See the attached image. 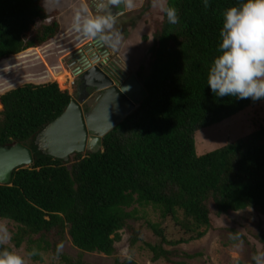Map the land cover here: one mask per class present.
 <instances>
[{
  "label": "trees",
  "instance_id": "obj_1",
  "mask_svg": "<svg viewBox=\"0 0 264 264\" xmlns=\"http://www.w3.org/2000/svg\"><path fill=\"white\" fill-rule=\"evenodd\" d=\"M243 2L208 0L205 9L204 0H167L179 23L170 25L162 13L151 34L147 61L134 73L146 96L102 136L94 153H73L64 161L43 154L34 143L73 97L60 84L63 75L0 93V146L19 142L33 154L31 165L13 169L10 182L0 184V218L17 224L10 241L15 248L28 244L34 260L47 250L56 257V245L68 235L80 253L62 252L60 264H91L82 252L112 255L120 230L136 218L129 208L152 204L184 233L172 239L161 223L147 221L156 236L146 244L151 260L188 264L172 258L195 254L175 246L202 238L213 227L212 215L228 217L245 209L264 215V125L202 154L194 145L197 130L264 100L219 97L207 85L209 68L220 55L222 13ZM50 17L42 0H0V61L43 47L60 28ZM84 94V87H77L75 98ZM259 238L264 243V233ZM137 239L132 234L130 243ZM113 264L139 263L115 258Z\"/></svg>",
  "mask_w": 264,
  "mask_h": 264
},
{
  "label": "rangeland",
  "instance_id": "obj_2",
  "mask_svg": "<svg viewBox=\"0 0 264 264\" xmlns=\"http://www.w3.org/2000/svg\"><path fill=\"white\" fill-rule=\"evenodd\" d=\"M89 1L86 0L88 5ZM80 3L81 0H59V3H56L55 0H47V2L42 0L43 7L51 15L48 20L55 18L60 27L63 26L72 11ZM136 4V9L129 14L117 16L116 25L122 34V43L116 52L132 66V72L130 73L133 74L140 65L146 63L147 50L152 43L151 34L154 28L160 25L163 16L158 9L151 7V0H136ZM146 4L149 5L147 8L145 7ZM143 36H146L147 39L143 40ZM43 48L44 46L36 48L41 57ZM74 50L72 49V51L67 52L63 56L64 60H59L60 65L57 66L56 70L53 71L49 67L52 73V80H57V77L60 75L65 77V80L60 82V84L66 87L73 97L76 95L78 82L73 74L76 64L69 59L73 55ZM8 59L1 62L5 64L8 62ZM10 79L11 76L3 73V71L0 72V84L2 86L9 83ZM3 90L0 89V93L4 92ZM86 90L89 98L83 103L84 109L90 107V105L92 106L96 102L98 95V92L92 93L90 88H86ZM261 125H264V100L245 108L243 111L221 122L197 130L194 134L195 151L197 154L205 153L245 135ZM71 157L72 154L69 159ZM129 209L135 211L136 218L128 220V226L130 227L120 230V239L115 242V252L112 255H105L99 252H82V259L91 264H113L115 258H124L120 254L121 250L128 248L133 260L139 264H165L163 258L154 262L151 260L152 252L146 244L154 243L156 236L147 227L146 222L161 223L166 235L172 239L182 237L184 230L176 225L171 217L162 218L160 209L152 204H136ZM214 213V209H211V214ZM177 217L179 220H183L181 211H178ZM212 221L213 227L202 238L175 246L180 251L195 254V257L184 258L177 256L172 259L186 260L188 264H255L252 256L256 253L264 252V243H261L259 238L264 233V215L258 214L251 209H245L230 212L228 217L212 215ZM0 223L7 225L11 233H13L17 226L13 221L4 218H0ZM236 233L239 234V240L231 238ZM132 234L138 236L134 244L130 243ZM241 241L243 242L242 246H240ZM63 243V252L73 257L79 255V250L72 245L68 235L65 236ZM8 245L14 251H18L24 256L27 264H60L51 250L41 251V259L34 260L27 250L28 244L23 243L19 248H15L11 242ZM164 247L168 249L173 248L170 245H164Z\"/></svg>",
  "mask_w": 264,
  "mask_h": 264
},
{
  "label": "water",
  "instance_id": "obj_3",
  "mask_svg": "<svg viewBox=\"0 0 264 264\" xmlns=\"http://www.w3.org/2000/svg\"><path fill=\"white\" fill-rule=\"evenodd\" d=\"M113 8L109 6L99 14L111 12L118 16L124 11L122 5ZM75 9L44 45L42 57L36 48H29L13 55L5 64L0 61V72L11 76L9 83L0 84V89L5 92L25 83L39 85L52 81L49 67L56 70L60 65L59 60H64L63 56L67 52L75 49L73 53L77 54L84 48L85 55L79 57L80 62L75 61L79 65L73 69V74L78 88L81 85L85 89L90 88L92 93L98 92L96 102L84 109L83 103L89 98L87 90L82 98L72 97L65 110L39 131L34 140L40 152L64 161L73 153L98 151L102 136L146 96L135 74L127 73V69L114 61L107 63L105 50L99 55L93 47L100 45L78 36L72 30ZM32 162L33 154L29 147L19 142L9 147L0 146V184L10 182L13 169L29 166Z\"/></svg>",
  "mask_w": 264,
  "mask_h": 264
},
{
  "label": "clouds",
  "instance_id": "obj_4",
  "mask_svg": "<svg viewBox=\"0 0 264 264\" xmlns=\"http://www.w3.org/2000/svg\"><path fill=\"white\" fill-rule=\"evenodd\" d=\"M47 2V0H45ZM59 3V0H55ZM123 6L125 11L136 9V0H106L95 5V13L86 0L76 7L72 30L88 41L118 50L122 34L117 29V16L111 12L101 13L109 6ZM151 7L163 13L170 25L179 23L178 11L169 6L167 0H151ZM204 7H209L204 0ZM223 26L219 32L220 55L214 58L208 72L207 85L219 97L235 96L239 99H264V0H244L238 6H231L223 13ZM239 240V234L231 236ZM12 233L7 225L0 223V264H27L24 256L6 245L12 241ZM242 241L240 246H242ZM64 243L56 245V259H59ZM128 248L121 250V256L131 261ZM35 251L29 255H35ZM255 264H264V252L252 256Z\"/></svg>",
  "mask_w": 264,
  "mask_h": 264
},
{
  "label": "flooded vegetation",
  "instance_id": "obj_5",
  "mask_svg": "<svg viewBox=\"0 0 264 264\" xmlns=\"http://www.w3.org/2000/svg\"><path fill=\"white\" fill-rule=\"evenodd\" d=\"M100 2H104V3H106V0H90L89 1V5H90V9L95 13V5L97 4V3H100ZM111 8H113V6H111ZM113 9H115V8H113ZM131 12V11H130ZM129 11H123L122 13H121V15L122 14H129L130 13ZM96 14H99V13H96ZM120 15V14H119ZM136 16H139V15H136ZM97 46H99V45H97ZM93 47H95V52L96 53H98L99 55L100 54H102V52H103V50H105V54L108 56V61H107V63H109L110 61H114L115 63H117L118 65L119 64H121V62L119 61V54H117V52H116V50L114 51V50H112V49H110V48H108V47H106V46H99V47H96V45H93ZM85 55V52H84V48L82 47L81 48V51L80 52H78L77 54H74L73 53V55L71 56V58L69 59L71 62L73 61L74 62V64H75V61H77V62H80V60H79V57L81 56H84ZM106 55H105V57H106ZM120 62V63H119ZM78 65H79V63H76V65H75V67H74V69L76 68V67H78ZM120 66V65H119ZM121 66H123V65H121ZM124 67V66H123ZM122 67V68H123ZM124 69V68H123ZM125 70V69H124ZM77 71V70H76ZM126 71V70H125ZM127 73H130L131 71L129 70V71H126ZM75 78V77H74ZM84 92L86 93V89L84 88Z\"/></svg>",
  "mask_w": 264,
  "mask_h": 264
},
{
  "label": "crops",
  "instance_id": "obj_6",
  "mask_svg": "<svg viewBox=\"0 0 264 264\" xmlns=\"http://www.w3.org/2000/svg\"><path fill=\"white\" fill-rule=\"evenodd\" d=\"M119 61L121 62V65H123L125 69H127L128 71H129V70L131 71L132 66L129 65V64L127 63V60H125L121 55H119ZM120 62H119V63H120ZM131 72H132V71H131Z\"/></svg>",
  "mask_w": 264,
  "mask_h": 264
},
{
  "label": "built area",
  "instance_id": "obj_7",
  "mask_svg": "<svg viewBox=\"0 0 264 264\" xmlns=\"http://www.w3.org/2000/svg\"><path fill=\"white\" fill-rule=\"evenodd\" d=\"M71 83H73V81H71Z\"/></svg>",
  "mask_w": 264,
  "mask_h": 264
}]
</instances>
